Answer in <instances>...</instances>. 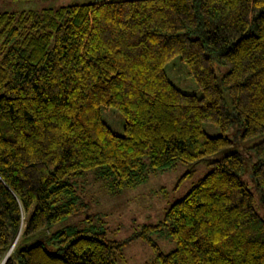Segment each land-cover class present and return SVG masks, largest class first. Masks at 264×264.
Returning a JSON list of instances; mask_svg holds the SVG:
<instances>
[{
	"label": "trees",
	"instance_id": "1",
	"mask_svg": "<svg viewBox=\"0 0 264 264\" xmlns=\"http://www.w3.org/2000/svg\"><path fill=\"white\" fill-rule=\"evenodd\" d=\"M175 57L200 95L168 78ZM105 107L120 113L123 134ZM231 128L241 141L264 133V0L0 11V263L14 242L3 264H116L140 238L152 264H264V216L241 178L248 162L264 209V139L248 148L254 162L244 149L216 158L233 143ZM207 158L210 170L164 217L129 237L94 225L50 230L87 208L77 189L87 171L116 193ZM164 225L175 241L168 252L151 237Z\"/></svg>",
	"mask_w": 264,
	"mask_h": 264
},
{
	"label": "rangeland",
	"instance_id": "2",
	"mask_svg": "<svg viewBox=\"0 0 264 264\" xmlns=\"http://www.w3.org/2000/svg\"><path fill=\"white\" fill-rule=\"evenodd\" d=\"M94 0H0V11H19L26 9H39L42 7H58L66 4H80ZM217 67L222 74L225 67ZM168 78L183 92L200 95V90L194 79L178 57L173 58L165 66ZM228 99V95L224 93ZM102 117L115 133L123 134V119L113 107L102 109ZM204 129L210 136L220 134V130L213 124H205ZM226 135L232 144L217 153L216 158L224 153L244 149L251 156L250 162L256 160L253 152L248 148L264 139V133L246 140H238L234 129H229ZM211 158L197 162L177 163L164 171L149 173L145 180L133 187L124 188L120 192L111 193L100 178H96L93 171H87L83 177L77 179V189L87 208L77 214L66 217L52 225L51 231L66 225L84 227L94 225L103 227L107 235L113 239H124L134 234L143 224L156 223L164 217L167 208L203 177L209 170ZM241 178L253 192L255 208L264 216L261 200L255 190L248 171V162L245 164ZM88 217L90 219H88ZM87 218V219H85ZM153 232L151 237L163 252L171 250L175 241L167 235L168 226ZM54 249L53 247H50ZM155 252L142 239H133L127 243L116 258V264H152ZM157 264H159L157 262Z\"/></svg>",
	"mask_w": 264,
	"mask_h": 264
},
{
	"label": "water",
	"instance_id": "3",
	"mask_svg": "<svg viewBox=\"0 0 264 264\" xmlns=\"http://www.w3.org/2000/svg\"><path fill=\"white\" fill-rule=\"evenodd\" d=\"M11 249H12V245H11L10 249L8 250V252L5 254V256L3 257V260L1 261V263H0V264H3V263H4V261L7 259L8 255H9V254H10V252H11Z\"/></svg>",
	"mask_w": 264,
	"mask_h": 264
},
{
	"label": "bare ground",
	"instance_id": "4",
	"mask_svg": "<svg viewBox=\"0 0 264 264\" xmlns=\"http://www.w3.org/2000/svg\"><path fill=\"white\" fill-rule=\"evenodd\" d=\"M13 245H14V242H13V244H12V247H13Z\"/></svg>",
	"mask_w": 264,
	"mask_h": 264
}]
</instances>
